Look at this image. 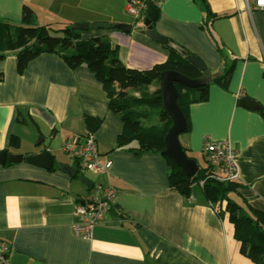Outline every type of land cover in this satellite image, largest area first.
<instances>
[{"label": "crops", "instance_id": "crops-1", "mask_svg": "<svg viewBox=\"0 0 264 264\" xmlns=\"http://www.w3.org/2000/svg\"><path fill=\"white\" fill-rule=\"evenodd\" d=\"M125 5L126 0H0V21L19 24L28 6L39 25L106 23L109 29L90 27L78 31L80 37L107 38L128 69L146 71L164 63L166 46L146 36L144 20L133 21ZM155 5V32L199 59L211 76L207 100L188 108L189 127L179 135L182 149L199 170L206 166V141L231 144L238 154V196L264 212L259 111L264 109V11L248 13L243 0H155ZM122 24L130 31L112 28ZM0 73V151L35 154L40 148L28 152L24 146L49 137L45 147L55 157L53 171L26 162L0 165V240L9 246L7 264H254L240 254L225 202L209 203L197 185L185 199L170 189V167L161 154L137 156L130 150L135 142L116 147L123 123L87 67L72 70L58 56L42 54L18 74L10 53L0 61ZM213 78L227 80L226 85ZM243 98L258 107L240 106ZM87 116L102 121L92 133L101 162H112L106 173H91L97 177L94 185L116 190L115 203L90 240L76 236L72 225L75 205L92 190L59 169L79 168L77 176L85 177L80 163L69 158L70 163H56L54 153L66 140L89 133ZM12 136L20 141L18 149L10 148Z\"/></svg>", "mask_w": 264, "mask_h": 264}, {"label": "trees", "instance_id": "trees-1", "mask_svg": "<svg viewBox=\"0 0 264 264\" xmlns=\"http://www.w3.org/2000/svg\"><path fill=\"white\" fill-rule=\"evenodd\" d=\"M212 17L216 16L212 14ZM165 46L168 58L164 63L146 71H138L128 69L121 63L117 46H113L107 38L82 39L71 24L59 27L39 25L33 10L28 6H23L19 24L0 21V61L13 53L18 74H23L29 63L42 54L58 56L72 70L87 67L101 84L109 110L123 123L122 132L116 139V147L122 148L135 142L136 147L130 150L137 156L148 152L161 154L170 167V189L187 199L190 198L192 186L208 175L210 169L205 166L193 178H188L162 154L164 137L171 121L162 109L159 76L164 71H175L187 78L197 79L202 73L187 59L196 58L195 56L187 53L183 57ZM213 79L222 86L226 85L227 80ZM2 81L3 75L0 73V82ZM176 87L177 104L186 119L187 131L188 108L191 104L207 100L208 84L196 89H186L180 85ZM259 111L264 119V109L259 108ZM84 123L88 132L92 133L99 129L102 121L87 116ZM19 143V139L12 136L10 148L18 149ZM51 170H55V167ZM240 186L238 182L207 179L200 188L209 203H226L224 211L228 213V219L233 225L234 238L240 243V254L254 264H264V212L251 208L245 199L238 196Z\"/></svg>", "mask_w": 264, "mask_h": 264}, {"label": "built area", "instance_id": "built-area-1", "mask_svg": "<svg viewBox=\"0 0 264 264\" xmlns=\"http://www.w3.org/2000/svg\"><path fill=\"white\" fill-rule=\"evenodd\" d=\"M243 2L248 13L264 11V0H243ZM148 3L155 4V0H126V13L135 22L139 20L143 22ZM61 150L70 160L80 163L81 168L86 172L104 174L112 166L110 160L101 162L96 139L91 132L85 136H75L66 140ZM202 153L210 172L196 182L197 186L202 188L207 179H215L219 182L238 181V154L231 144L209 140L203 144ZM115 194L116 190L112 187L95 184L86 200L75 205L74 216L77 220L72 225V230L76 236L84 240L91 239L93 229L104 222L111 205L115 203ZM8 253V244L0 240V264H7Z\"/></svg>", "mask_w": 264, "mask_h": 264}, {"label": "water", "instance_id": "water-1", "mask_svg": "<svg viewBox=\"0 0 264 264\" xmlns=\"http://www.w3.org/2000/svg\"><path fill=\"white\" fill-rule=\"evenodd\" d=\"M157 15L158 9L156 5L154 3H148L146 7V17L144 19L145 30H143V33L157 43L167 45L178 52L181 56L186 57V50L180 46L169 44L166 38L155 32L152 22L157 19ZM90 27L109 29L111 26L106 23L95 24L93 26H90L88 23H77L73 26L76 31L80 32L87 31ZM112 28L123 32H129L131 26L122 24L112 26ZM187 59L202 73L201 77L190 79L175 71H164L159 76L162 109L171 121V126L164 137V150L162 151V154L166 155L188 178H193L198 172V166L194 159L187 157L179 143V135L186 129V119L177 104L178 90L176 85H180L186 89H196L202 85L208 84L211 81V76L210 73L205 70L206 67L200 60L194 57H187ZM239 104L240 106L249 109H256L258 107L257 104L249 98L241 99ZM22 162H26L44 170H51L54 167L55 157L46 147L40 148L37 153L27 156L24 154L9 153L7 150L0 151L1 166L6 163L19 164ZM59 169L69 178H75L80 170L79 168L75 169L67 165H60ZM78 180L87 188V190H92L94 185L93 181L83 176H78Z\"/></svg>", "mask_w": 264, "mask_h": 264}, {"label": "rangeland", "instance_id": "rangeland-1", "mask_svg": "<svg viewBox=\"0 0 264 264\" xmlns=\"http://www.w3.org/2000/svg\"><path fill=\"white\" fill-rule=\"evenodd\" d=\"M132 20L134 21L133 18H132ZM141 22L142 21L139 20V24ZM41 138L42 137L36 138V140H35V145L36 146H34L33 144H31V145H27V147H26V145H25L24 146V150H27L28 149L27 151L29 152L31 149H34L35 147L36 148H43V147L47 146V143H49L50 138L49 137H46L45 140L42 143L40 142L41 141ZM57 146L60 147V144H58ZM25 148H27V149H25ZM54 153H55V156H56V163H60V162L70 163V161L68 160V157L61 151V149H60V152H54ZM200 164H201V162H200ZM80 168H81V165H80ZM80 172H81V174H83L85 177L89 178L92 181H94V180L96 181V179H97L96 175L91 174L89 172H86L82 168H81V171Z\"/></svg>", "mask_w": 264, "mask_h": 264}]
</instances>
